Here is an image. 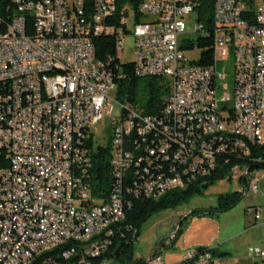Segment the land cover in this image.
Returning a JSON list of instances; mask_svg holds the SVG:
<instances>
[{
    "label": "built area",
    "instance_id": "obj_1",
    "mask_svg": "<svg viewBox=\"0 0 264 264\" xmlns=\"http://www.w3.org/2000/svg\"><path fill=\"white\" fill-rule=\"evenodd\" d=\"M0 2V21H8L0 30V264H29L38 249L60 248L59 240L73 245L62 253L65 260L91 264L107 252L135 200L146 193L160 199L163 184L185 188L187 176L199 169L216 172L226 161L220 151L244 156L242 142L260 148L262 2L251 8L238 0ZM101 36L114 39L115 55L106 62L95 55ZM210 36L212 63L200 66V54L196 61L186 54ZM125 38L134 42L128 63L118 58ZM126 66L137 78L167 86L157 113L141 114L120 99ZM208 94H216L215 108L207 107ZM115 105L120 116L112 123L111 186L103 197L91 184V130L112 117ZM245 159L230 178L248 181L263 200L260 170L246 167ZM260 213L259 205L246 209L255 222ZM104 225H114V235L96 241ZM83 236L95 237V245L78 253ZM246 256L264 261V248L249 246ZM152 261L161 264V256ZM183 261L223 264L204 249Z\"/></svg>",
    "mask_w": 264,
    "mask_h": 264
},
{
    "label": "rangeland",
    "instance_id": "obj_2",
    "mask_svg": "<svg viewBox=\"0 0 264 264\" xmlns=\"http://www.w3.org/2000/svg\"><path fill=\"white\" fill-rule=\"evenodd\" d=\"M122 43L124 48L118 53V58L122 63L131 62L134 42L131 38H125ZM199 54L200 50L195 48L194 52L186 55L196 61ZM226 82L231 88V80L228 78ZM109 93L114 95L112 91ZM146 97L144 83L140 81L135 93V105H143ZM164 97L165 95L160 97L161 100ZM122 102L128 104L126 100ZM119 116L120 108L115 105L112 117H103L91 130L95 152L98 148H109L110 156L112 155V123ZM258 175V187L260 193L264 194V170L258 171ZM233 192H241V182L227 174L224 179L215 181L203 189L201 194L193 196L176 209L164 210L151 216L139 229V235L133 243L130 263L154 264L152 260L158 254L161 256V264H179L187 253L194 251V245L199 242L204 245L215 244L221 251L228 253L225 258L220 259L223 264H226L225 261L232 264L236 258L250 260L246 256L247 248L253 244L255 236L264 237V199L260 200L254 196L246 181L244 193L234 208L225 213L214 212L218 196ZM250 204L261 207V218L256 222L252 216L246 214ZM105 262L129 264L128 261L112 259H106Z\"/></svg>",
    "mask_w": 264,
    "mask_h": 264
},
{
    "label": "trees",
    "instance_id": "obj_3",
    "mask_svg": "<svg viewBox=\"0 0 264 264\" xmlns=\"http://www.w3.org/2000/svg\"><path fill=\"white\" fill-rule=\"evenodd\" d=\"M244 3L246 6H251L256 2H262L264 0H238ZM95 55L99 61L106 62L109 57L115 55L114 51V39L101 36L94 40ZM197 47L200 50V58L197 62L200 66H208L212 63V40L210 38H201L197 42ZM124 73L128 74L125 80L119 82L118 94L121 100H126L134 109L141 114H154L157 113L160 108V102L163 95L166 94L167 86L162 83V80L157 78H145L140 79L131 74L129 66L123 68ZM144 83V91L146 92L147 100L143 105L136 106L135 93L139 82ZM248 150L247 156H233L229 157V151L221 156L224 163H221V169L216 172L212 171L208 176H198L194 174L193 180L188 186L182 189L170 190L162 195L160 199H146L135 200L130 212H128L125 221L120 225V230L113 239L112 244L108 247L107 252L99 258L90 259L91 264H102L106 259L128 261L129 264L133 256V243L136 241L139 235V229L141 225L146 222L151 216L168 209H176L178 206L189 201L193 196L201 194L202 190L207 186L213 184L215 181L224 179L229 174V170L234 165H244V158L249 161L257 159L261 163L264 160V141L260 143V148L254 146V144H247ZM246 162V167L251 170H264L263 164H252L249 161ZM92 168H91V184L94 188V193L100 196H107L111 186L110 176V153L109 148H98L92 155ZM246 182H244V188L241 192L227 193L225 195H219L217 198V207L213 209L214 212L225 213L234 208L240 201ZM212 212V211H210ZM114 235V231L113 234ZM176 235V234H175ZM73 245L71 243L65 244L60 248L43 253L35 258L31 264H74L76 261L73 258L65 260L62 257V253L69 250ZM89 245L78 246V253L84 252ZM208 250L217 259H223V255L217 251L216 248H199L197 250ZM153 259V258H152ZM139 264V262H137ZM179 264H186L182 261Z\"/></svg>",
    "mask_w": 264,
    "mask_h": 264
},
{
    "label": "bare ground",
    "instance_id": "obj_4",
    "mask_svg": "<svg viewBox=\"0 0 264 264\" xmlns=\"http://www.w3.org/2000/svg\"><path fill=\"white\" fill-rule=\"evenodd\" d=\"M0 9H4V2H0ZM8 29V21H0V30H7ZM20 31H27V24H20ZM216 105V94H208L207 97V107L208 108H215ZM264 141V137H263ZM262 141V142H263ZM260 142V143H262ZM247 144H251V142H242V149L244 150V156L248 155V150L246 148ZM228 151H220V157L225 155ZM253 162H260L259 160L255 159ZM242 165H234L233 167L230 168L229 174L230 177H233V173H235L236 168ZM212 169H199V171H196L193 173V175L187 176V184L193 180L194 174H198V176H208L211 174ZM170 190H175V185L174 184H163L162 186L157 187V194L159 196H162L164 193L170 191ZM146 197L151 198V199H157V195L153 193H146ZM114 231V225H104L101 228H99V234H96V241H105V238H108V236L112 235ZM67 244V240H59V247ZM82 245H89V247L81 253H86L87 250L90 249L93 245H95V237L92 236H83L81 238V243ZM43 253H47V249H38L37 252H35V256H31L29 258V264L40 256Z\"/></svg>",
    "mask_w": 264,
    "mask_h": 264
},
{
    "label": "crops",
    "instance_id": "obj_5",
    "mask_svg": "<svg viewBox=\"0 0 264 264\" xmlns=\"http://www.w3.org/2000/svg\"><path fill=\"white\" fill-rule=\"evenodd\" d=\"M252 245H256V246H260V247H263L264 248V237H261V235L255 236V238L253 239V244ZM252 245H250V246H252ZM199 248H216L219 253L224 254L222 256L223 258H225V255L228 254V253H226L224 251H221L218 247H216L215 244L212 245V243L210 245H204L203 243H200V242L199 243H196L194 245V249L193 250L195 251V250H197ZM225 263L228 264L227 261H225ZM232 264H264V261L247 260L246 258H243V259L242 258L241 259L236 258V259L233 260V263Z\"/></svg>",
    "mask_w": 264,
    "mask_h": 264
},
{
    "label": "water",
    "instance_id": "obj_6",
    "mask_svg": "<svg viewBox=\"0 0 264 264\" xmlns=\"http://www.w3.org/2000/svg\"><path fill=\"white\" fill-rule=\"evenodd\" d=\"M244 188V180L241 181V191H243Z\"/></svg>",
    "mask_w": 264,
    "mask_h": 264
}]
</instances>
